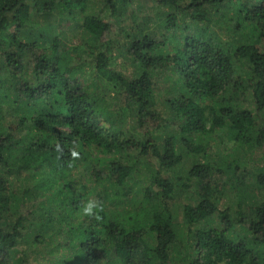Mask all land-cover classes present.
Returning <instances> with one entry per match:
<instances>
[{"label":"trees","instance_id":"1","mask_svg":"<svg viewBox=\"0 0 264 264\" xmlns=\"http://www.w3.org/2000/svg\"><path fill=\"white\" fill-rule=\"evenodd\" d=\"M155 2L0 0V264H264V199L241 197L264 166L239 159L264 142V0ZM216 135L226 168L164 175Z\"/></svg>","mask_w":264,"mask_h":264},{"label":"rangeland","instance_id":"2","mask_svg":"<svg viewBox=\"0 0 264 264\" xmlns=\"http://www.w3.org/2000/svg\"><path fill=\"white\" fill-rule=\"evenodd\" d=\"M144 7L142 8V12H135L138 13L139 15L142 14H148V13H153L154 11H156L158 9L157 4L155 2V0H142ZM142 3V2H141ZM97 13H99L100 15H102L105 18H108V20H110V22L114 23L115 20L112 17V15H110L109 11L105 8H103L102 10H97ZM69 21H64L62 24V27L64 30H69ZM107 40L111 39V41H113L114 45H118L119 43H121L122 41H120V36H119V30L117 29V27L114 25L113 29L111 30V33L109 34V36L106 38ZM122 61L117 59L115 61V66L118 67V69H124L123 66H121ZM100 83L102 86V89L104 91L105 94V101L106 103L110 106V107H114V105H116V108H119L122 112V115H124V119H126L128 121V119H130V111H129V103L128 100L125 99L124 93L121 92L120 87L118 86V88H114L112 87L113 83H109L107 81V79L105 78H101L100 79ZM118 91H120V96L119 98H117V94ZM131 115V114H130ZM102 124H105L102 122ZM126 131L132 136L135 137V139L140 140L142 139L143 136V131L141 129H138L137 126L135 125L134 121L129 122V124L126 125ZM170 131V130H169ZM209 142L211 143V155L210 158L207 159L203 157V154H193V155H189L188 157H185V159L183 160V162L179 165L176 166L175 168L166 171L164 173V175L166 177H178V176H182V177H187L188 172L190 170V168L193 166L194 163H204L206 160H209L210 163L214 166L218 165L219 163H222L224 168H226L225 166L227 165L228 161L232 158L227 156L225 158V155L229 152L230 148L233 146V141L229 140L226 137H221V136H215V139L213 140H209ZM228 150V151H227ZM133 157H135V155H133ZM240 161L242 160L244 165L243 168H246L247 170H255V169H259L261 167L264 166V142L263 145L261 147H257L252 153H243L240 155ZM141 164V168H143V170H147L148 175H147V179L148 181H150V174L152 173L151 171L153 170L154 172L156 170L159 169V165L157 160H153V161H149L147 159H141L140 160ZM219 162V163H218ZM145 174V173H144ZM142 174V175H144ZM244 183L247 184V190L248 187H253L252 191H253V195H252V191L251 193L248 191H243L241 193V197H243L245 199V201H243L242 204V208L245 210V212L247 211H251V207L252 206V200L256 203L257 201L255 200L258 197V203H261L262 200L264 199V191L263 189H259L256 187V185L254 183H250V185H248V180H244ZM256 194V195H255ZM191 193H185L182 194L180 197V201L184 202L186 200L187 197H190ZM213 197L215 198L216 203L218 204V207L224 208L225 205L229 204V202H232V207L235 206V200L237 198H235L233 200V197L231 194H229L228 192H224L222 194H217V192L215 191L213 194ZM195 200V199H194ZM242 200V198H241ZM257 203V204H258ZM235 209V208H234ZM249 216V214H247ZM182 218V217H180Z\"/></svg>","mask_w":264,"mask_h":264}]
</instances>
